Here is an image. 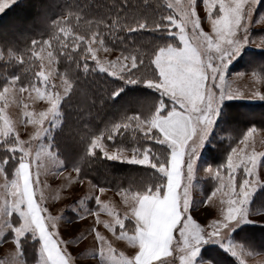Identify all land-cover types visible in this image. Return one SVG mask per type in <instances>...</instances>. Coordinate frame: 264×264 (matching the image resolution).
Returning a JSON list of instances; mask_svg holds the SVG:
<instances>
[{"label": "rangeland", "instance_id": "obj_1", "mask_svg": "<svg viewBox=\"0 0 264 264\" xmlns=\"http://www.w3.org/2000/svg\"><path fill=\"white\" fill-rule=\"evenodd\" d=\"M19 1L20 0H14L10 6L6 7L3 11H0V93L4 91L5 87H8L9 85L12 86L9 93L6 94V98L0 99V108L3 109V112L0 113V129L4 127L5 118L8 119L13 126L12 131H10L6 137H0V168H3V174L0 175V264H32L37 260V256L35 254L32 255V252L26 257L21 245V240L26 236L35 240L33 231H26L25 234L19 238V244L17 245L16 243L17 235L15 229L21 226L23 218L14 207L16 197L13 194L14 190L11 188L10 181L15 178L16 169L19 167L20 157L24 155V153H22L19 148H16L15 153H13L7 145L13 143L17 136L20 140L27 142L25 147L30 152L26 162L29 164V179L32 183L34 194L33 199L40 207L47 209V211L41 213L42 216L44 215V217H47L51 215L52 217H58L56 228L59 232L62 233L66 227L70 225V223L67 222L68 220L66 222L64 220V210H75L76 212L81 211V213L82 210H86L91 214L87 216V212L83 213L85 214L82 215L84 216V219H88V223H86V221H84V223H92L91 226L94 227L93 229H95L96 226L100 229H105L106 227L103 223H96L97 214L101 221L114 223L115 215H119L123 218L124 211L127 208L121 195V191L125 190L116 191L109 188H103L81 178L79 173L74 170L76 168L66 166L64 160L58 156L56 150L53 148L54 146L52 143L54 142L55 132L63 122L61 106L72 89L71 81L65 75L57 74L58 61H60L62 56L67 54L70 49H78L80 41H78L77 38L79 35H73V31L69 26L60 23L61 26L58 25L59 28L65 27L71 29L68 36H64L63 32H59V28L56 25L50 35L45 36L38 34L36 36H31L32 40H26L24 42L27 35H29L27 33L34 28V24L30 25L28 11L23 13L20 17L22 19L20 23H24L23 26H18L20 31L16 29L14 32L13 30L8 31L7 27L12 21L10 16H8L5 21L2 19V17L8 13L7 11ZM162 2L169 11L167 17L174 15L175 18L179 20L181 13L174 7V5L182 4L186 6L189 0H162ZM216 10L217 9H213V14ZM195 13L196 16L199 17L200 28L203 29L205 33L213 34L211 20L209 19V11L204 4V0H195ZM46 15H48V12H46ZM12 18L14 17L12 16ZM167 23L169 30L167 35L173 36L175 42L163 47L169 45L180 47L181 43L179 37L184 35V33L181 32L180 28L170 25L168 21ZM245 23L247 24L249 42L243 43L240 48L231 55L230 62L224 70V87L221 89L218 80L215 82L211 80L209 81L210 86H212L213 90L218 93L215 115L212 125L207 129L203 142L195 153V163L192 165L191 171L188 169V163H190L192 159L191 153L185 158L184 176L180 189L181 208L183 209L182 216H190L202 226H204L211 213H213V215L209 219L218 218L220 216L221 208L219 198H213L212 203H208L209 198L216 190L219 183L217 178L210 174L208 170L220 169L224 175H227L228 170L225 168V165L227 164L228 156L231 154L232 149L240 143L247 132L252 128L258 130L256 135L257 151L264 150V144H261V141L264 140V127L260 128L253 125L247 128L244 135L237 140L236 144L233 143L230 145L231 147L227 151L222 167H216L207 161L206 146L208 144L216 145V141L220 139L227 140V129L222 128L225 126L223 125V120H221L223 111L225 110V104L231 100L249 103L264 102V73H259L257 70L246 71L245 68H235L236 63L240 64V60L238 59H240L247 51H264V0H258V3L256 0H252V7L245 8ZM47 24L49 23L47 22ZM196 28V21L193 20L192 26H189L186 30L187 34L185 38L191 40V44L186 45V47L190 48L192 44L200 46L203 43L204 37L198 36ZM241 31L243 32V29ZM91 39L92 37L86 40L87 47L89 40ZM48 41L50 42V46L46 43ZM99 41L100 40L97 39L92 40L93 47L98 49V59L114 60L116 56L121 54L115 49L104 45L101 46ZM76 43H79L78 46H76ZM28 44L30 45L25 48L24 46ZM41 48H44L45 51L40 52ZM104 48H108L110 51L105 52ZM36 52H40V55H35ZM49 52L52 53V63H49L47 58ZM84 54L83 58H87L88 56L93 60L91 58V53H86L85 50ZM20 56H23V61L18 59ZM40 56L45 57L43 62L41 61ZM159 58L164 67H171L175 63V56L171 53L161 52ZM93 61L99 71L112 76L109 72L102 71L96 61ZM193 67H196V65H193ZM253 73H256V77L249 80L248 77H251ZM240 74H245V77L235 79V77ZM149 78L158 79V73L150 74L147 78L140 76L136 83H130L128 78H124V80L125 83L128 84H142L148 88L156 90L161 97L163 96L167 99V106L172 109L175 106V101L163 92V88H157L160 87L159 84H157V87L149 86L145 82ZM161 79H163V77H161ZM63 80L69 81L71 84L70 90H64ZM230 86L234 89L239 88L241 90L240 94L230 91ZM20 88H27L28 91H16V89ZM35 89H39L40 93L43 94V97L54 95L56 93L61 94L55 113L49 115L42 126L29 123V116L26 115V113H32L34 116H38L41 112H47L51 107L49 100L37 95ZM257 93L260 94L257 95ZM171 109H169V111ZM39 127L45 128L46 131L40 135H36ZM5 139L6 141L4 142ZM104 144L106 143L104 142ZM107 147L111 150L118 149L111 148L109 145H107ZM123 151L129 154L133 153V151L129 150ZM37 173L39 174L37 175ZM258 175L259 182L257 183L255 190L251 193L246 205V216L233 221L226 236L210 237L205 235L204 239L196 244L197 251L194 259L196 258L195 260L197 262L194 264H224V260L221 255L218 254L221 253L223 255L222 251H224V255H230L240 264L241 259L245 260L246 264H264V251L253 250L246 243H243L235 237V233L244 225H264V208H259L254 205L257 191L264 187V158L260 160ZM236 178L238 183L242 182L245 178V173L243 172L242 167L238 169ZM37 180L39 183H36ZM100 189H106V191L101 193ZM164 190H161L162 194ZM185 190L188 194L187 207H184L183 203V193ZM15 191H19V189H16ZM41 193L43 194V199H41ZM27 195V191H25V197H27ZM97 196L100 197L101 201L107 203L108 209L115 210V215L110 214L107 210H101L102 205L97 203ZM143 206L144 200L141 198L136 215L144 225L145 216L141 215ZM21 207L26 206L21 205ZM33 209L34 211L31 215L32 223L36 218L40 217L38 209L35 207ZM76 223H79V221ZM181 227L182 224L178 226L175 231V242L173 244L174 252L172 254L176 257L175 262H181V260L177 259L183 255L180 251L183 243ZM115 229L119 233H123V231L133 233L134 230L138 233L143 228L136 229L135 221L129 218L128 220H125L124 226L116 225ZM36 242L35 252L37 253L39 242L38 240H36ZM21 250L23 251L24 257H21ZM234 252L237 254H233ZM192 257L193 256H189L188 259L190 260Z\"/></svg>", "mask_w": 264, "mask_h": 264}, {"label": "snow or ice", "instance_id": "obj_2", "mask_svg": "<svg viewBox=\"0 0 264 264\" xmlns=\"http://www.w3.org/2000/svg\"><path fill=\"white\" fill-rule=\"evenodd\" d=\"M14 0H0V11H3L6 7L10 6ZM258 3V0H256ZM204 4L209 11V19L212 24V33H205L200 28L199 17L195 13V0H189L188 4H175L174 7L181 13L180 19L177 20L174 15L167 17V21L170 25H174L181 29L184 35L179 37L181 46L173 47L171 45L160 48L158 52L151 58L150 65H146L143 59L138 60V56L135 51L128 54L121 53L116 56L114 60L98 59V49L93 47L92 40L97 39V33L93 32L92 39L89 40L86 53H91V58L96 61L97 65L102 71L109 72L114 77L121 79L128 78L130 83H136L140 76L146 75L150 71L151 65H154L155 72L158 73V79L149 78L145 82L149 86L163 88V92L170 96L175 101V106L167 112L166 115L161 114V110L165 105H161V109H158L156 113L148 120H142L139 116L129 117L123 124H116L112 129V132H117L121 127L123 128H136L145 133L146 136L157 131L159 136L156 137L157 141L162 144H167L171 149L169 160L166 164H154L152 157L149 154V150H145L142 154L137 151H133L129 154L123 150H111L104 144V135L96 136L90 146L89 152L95 154V149H101L105 157L112 160H129L132 163L141 165H150L152 167H158L159 171L163 173L167 178V183L163 194L159 187L155 190H149L145 193L121 191L123 202L127 205L124 211L123 218L119 215H115L114 209H108L107 203L100 200L97 196V203L102 205V211L107 210L110 214L115 215L114 223L108 221H101L97 214V223H103L106 228H109L113 234L116 233L115 226H124L125 220L129 218L135 221V228H144V225L137 218V208L140 205L141 198L144 200V206L141 211V215L146 218H155L159 222L161 233H167V239L161 244L160 241L153 239L150 236L145 235L143 240L148 244L158 257L154 262H158L162 257H168L173 254L172 246L175 242L174 232L177 227L182 224L181 236L183 239L180 251L183 253L180 260L181 264H188L189 256L196 255V244L204 239L205 235L210 237H222L226 236L230 230L233 221L238 220L246 216L247 203L251 193L255 190L257 183L259 182L258 168L262 158H264V150L257 151L256 147V135L258 130L255 128L250 129L240 143L232 149L231 154L227 158V164L225 168L228 170V174L224 175L220 169H209V173L214 175L218 180V187L212 193L208 200V203H212L213 198H219L221 203L220 216L215 219L206 220L204 226L197 223L190 216L183 217L181 208V193L185 158L189 153L192 155L191 162L188 163V169L191 171L192 165L195 163V153L203 142L207 129L212 125L215 106L217 103L218 93L210 86L209 81H219L221 89L225 85L224 70L227 64L230 62L231 55L237 51L243 43H248L249 38L247 34V24L245 23V8L252 7V0H204ZM218 6V7H217ZM213 9H217L213 14ZM193 20L196 21V32L198 36H203L204 40L200 46L192 44V46L186 47L191 44L190 39H186L187 29L192 26ZM66 23V21H65ZM147 22L140 23L127 31H136L138 29H144ZM160 25H156V28H160ZM243 29V32L241 31ZM59 32H63L64 36H68L71 29L60 27ZM183 37V39H182ZM85 39L84 35H80L77 40L82 41ZM35 43V42H33ZM50 46V42H46ZM103 46V41H99ZM79 43H76L78 46ZM185 45V46H182ZM45 51L41 48L40 52ZM105 52H109L110 49L104 48ZM40 52H36L35 55L39 56ZM161 52L171 53L175 56V63L171 67H164L160 60ZM49 63H52V53L47 54ZM21 61L24 60L23 56L18 57ZM41 61L45 59L44 56H40ZM196 65V67H193ZM43 66V65H42ZM163 77V79H161ZM245 74H240L235 79L244 78ZM256 73H253L249 80L254 79ZM47 79V78H46ZM11 85L4 88V91L0 93V99L6 98V94L9 93ZM63 87L65 91L70 90L71 84L67 80H63ZM18 92L28 91L27 88L16 89ZM37 95L49 100L51 107L47 112H41L38 116H34L32 113H26L29 116V123L43 125L45 119L49 115L55 113L58 103L60 101V93L54 95H48L43 97L39 89H35ZM230 91L240 94L239 88H232ZM260 93H257L259 95ZM3 109L0 108V113ZM12 125L8 119H4V127L0 129V137H6L10 131H12ZM46 131L45 128L39 127L36 135H40ZM112 138L111 135L108 136ZM6 139L4 140V142ZM27 142L20 140L17 136L13 143L8 144L11 152L15 153L16 148L24 153L20 157L19 167L16 169L15 178L10 181L11 188L14 190L13 194L16 197L14 201V207L23 218L22 227L15 229L17 245L19 244V238L22 237L26 231H33L39 235L41 243V254L44 257L46 264H56L55 260H49L46 253L48 252L50 243H55L58 247L60 243L66 244L67 241H60L56 239L58 233L55 230L58 217H52L51 215L44 217L42 212L47 211L40 207L33 199L32 183L29 179V164L26 162L30 155L29 150L25 147ZM264 144V140L261 141ZM6 162V161H5ZM243 168L245 178L242 182L237 181L236 173L238 169ZM79 172L78 169H74ZM3 174V168H0V175ZM39 173H37L38 175ZM171 177V180H169ZM7 180V179H6ZM22 181V183H21ZM36 183H39L37 180ZM19 189V191H15ZM25 191H27V197H25ZM106 189H100V192H105ZM187 191L183 193L184 207H187ZM41 199L43 194L41 193ZM31 203L32 208H37L40 216L44 219V222L48 225V231L45 233L39 225L32 223L31 211L29 208ZM25 205L26 207H21ZM183 221V223H182ZM206 225V226H205ZM52 230H49V229ZM97 239L104 242L105 237L99 232H96ZM135 235V230L132 234ZM163 246L165 249L163 252H155L156 248ZM135 248V245H133ZM60 255L64 257L63 264H74L73 257L69 253H66L64 249H59ZM237 254V253H233ZM134 261V256L132 257ZM131 264V262H130ZM241 264H246V261L241 259Z\"/></svg>", "mask_w": 264, "mask_h": 264}, {"label": "trees", "instance_id": "obj_3", "mask_svg": "<svg viewBox=\"0 0 264 264\" xmlns=\"http://www.w3.org/2000/svg\"><path fill=\"white\" fill-rule=\"evenodd\" d=\"M26 11L34 28L27 33L29 35L24 42L38 34L50 35L60 23L69 26L73 35L85 36L77 50L70 49L58 61L57 74L65 75L72 83L71 92L61 106L63 122L52 143L64 164L78 169L81 178L103 188L145 193L159 187L163 191L167 178L158 167L112 160L105 157L101 149H95V154H92L89 146L96 136L104 135V142L111 148L135 150L140 154L149 150L154 164H166L171 149L157 141V131L146 136L136 128L121 127L117 132H112V129L132 116L148 120L163 104L165 107L161 114H166L171 109L167 106V99L142 84H128L124 79L101 72L88 56L83 58L86 40L95 32L97 40H102L104 46L125 54L135 51L138 60L143 59L146 65H150L151 58L160 48L175 42L173 36L167 35L169 11L162 0H20L2 17L3 21L8 16L12 19L8 31H20L18 26L24 24L20 23V17ZM145 21L144 29L127 31ZM156 25L161 27L156 28ZM238 60L240 64L236 63L235 68L264 73V51H247ZM155 73L154 65H151L149 73L143 78ZM221 120L225 126L222 128L227 129V140L220 139L216 145L206 146L207 161L216 167H222L230 145L236 144L248 127H264V102L228 101ZM254 205L264 208V187L257 191ZM235 237L253 250L264 251L262 224L244 225ZM36 243V239L27 236L21 240L26 257L31 252L36 255ZM222 253L218 254L227 264H240L230 255H224V251Z\"/></svg>", "mask_w": 264, "mask_h": 264}, {"label": "crops", "instance_id": "obj_4", "mask_svg": "<svg viewBox=\"0 0 264 264\" xmlns=\"http://www.w3.org/2000/svg\"><path fill=\"white\" fill-rule=\"evenodd\" d=\"M85 212H87V216L91 214L86 210H82V213L81 211L76 212L75 210H64V220L65 222L68 220L67 222L70 223V225L67 226L62 233L59 232L57 228L53 231H56L59 234L56 239L67 241V243H60L58 247L54 242L50 243L48 252L46 253L49 260H55L56 264H63L64 257L60 255L59 249H64L66 253H69L71 257H73L74 264H130V262L131 264H181L179 261L175 262L176 257L173 255L162 257L160 261L154 262L158 257L155 255L153 249L144 242L143 237L145 235L150 236L153 239L160 241L161 244L167 239V233H161L159 222L155 216L151 218L145 217L144 228L138 233L135 232V235L133 236L132 232L130 233L127 231H123V233L116 231V233L113 234L109 228L100 229L96 226L95 229H93L94 227L91 226L92 223H84V221L88 223V219H84V216H82L85 215L83 214ZM77 221H79V223H76ZM33 223L39 225V228L43 232L46 233L48 231V225L44 222V219L41 216L36 218ZM49 230L52 229L50 228ZM97 231L105 237L104 242L97 239ZM34 238L39 242V249L36 253L37 260L32 264H46V261L41 254L42 241H40L39 235L36 233H34ZM130 238H133L132 242H130ZM133 245H135V248ZM158 251L159 248H156L155 252ZM20 252L22 257L23 251L21 250ZM172 252H174L173 246ZM133 256L134 261H132ZM180 257L177 260H180ZM195 259L194 256L192 259H188V264H194L197 262ZM224 264H227L225 260Z\"/></svg>", "mask_w": 264, "mask_h": 264}, {"label": "clouds", "instance_id": "obj_5", "mask_svg": "<svg viewBox=\"0 0 264 264\" xmlns=\"http://www.w3.org/2000/svg\"><path fill=\"white\" fill-rule=\"evenodd\" d=\"M182 39H183V37H182ZM169 180H171V177H169ZM29 208H30L31 213H33L34 209L32 208L31 203H29ZM21 227H22V225H21ZM132 239H133V238H130V242H132ZM164 250H165V249L163 248V246H161V247L159 248V251H158V252H163Z\"/></svg>", "mask_w": 264, "mask_h": 264}]
</instances>
